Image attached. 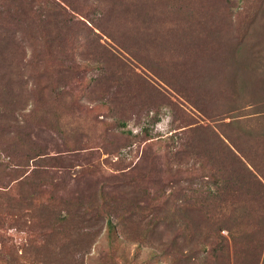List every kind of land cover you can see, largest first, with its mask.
<instances>
[{
    "label": "rangeland",
    "instance_id": "1",
    "mask_svg": "<svg viewBox=\"0 0 264 264\" xmlns=\"http://www.w3.org/2000/svg\"><path fill=\"white\" fill-rule=\"evenodd\" d=\"M263 8L264 0H0V127L5 125L0 128V160L2 164L10 161L3 150L7 146L4 129L22 136L29 149L38 153L32 163L43 173L32 176L31 182L41 184L42 192H35L31 205L51 200L57 223L52 237L46 236L47 216L38 209L36 213L25 208L21 190L15 187L11 196L18 208L15 211L20 212L4 216L0 223L6 245L16 252L15 263L50 258L49 252L36 254L40 248L30 249L40 244L45 248L64 244L71 247V253L73 238L79 235L73 228L77 215L82 205L89 212L95 210L91 207L97 202L98 191L118 195L135 184L149 190L154 200L170 197L177 185L188 193L185 174L173 173V167L165 170L166 137L186 141L189 134L184 132L190 131L189 127L208 125L222 131L226 129L222 123L243 118L237 115L240 109L234 107L233 99L229 101L233 105L230 111L215 112L213 118L208 107L203 113L196 111L190 105L195 95L189 87L194 90L207 84L198 80L203 67L210 64L208 54L219 50V68L223 56L229 55V41L248 27L244 21L253 24L260 20ZM39 28L41 31L36 32ZM42 55L49 59H42ZM187 61L192 64L189 68H195L191 77ZM258 70L261 80H256V86L263 94L264 60ZM224 73L219 71L220 75ZM224 80L220 76L212 81ZM247 95L241 102H253ZM246 108L243 114L249 116L239 123L260 132L263 118L257 119L250 114L251 108ZM116 121L123 122L122 126L115 128ZM143 128L152 138L144 139L140 132ZM117 130L121 135L114 136ZM262 139L255 142L257 147L264 145ZM0 167V184L8 188L11 176L7 171L13 168ZM23 170L16 165L13 173ZM217 180L219 183L204 180L206 183L200 186L203 193L227 184L234 186L225 179ZM248 187V196L264 194L253 183ZM176 194L182 197L180 192ZM68 201H76L73 203L81 207L71 208L75 217L60 224ZM105 218L80 229L90 230L93 242L83 254L81 249H74L68 264H78L79 260L84 264H111L99 260L110 244ZM111 221L115 219L111 217ZM39 224L44 226V234H38ZM181 226L187 225L167 229L159 225L162 240L172 232L182 234ZM220 235L222 252H215V260L201 264H264L263 235L256 256L245 263L238 242L234 243L225 229ZM181 239L177 236L169 252L158 246L150 258L145 256L146 247L139 250L136 243H128L124 237L117 236L112 244L122 247L123 264H181L180 252L189 247ZM7 258L0 251V259Z\"/></svg>",
    "mask_w": 264,
    "mask_h": 264
},
{
    "label": "trees",
    "instance_id": "2",
    "mask_svg": "<svg viewBox=\"0 0 264 264\" xmlns=\"http://www.w3.org/2000/svg\"><path fill=\"white\" fill-rule=\"evenodd\" d=\"M259 19L253 24L243 22L251 30L244 26L243 32L233 38V42L229 41L227 50L229 55L223 56L219 68L217 64L219 56L216 54L219 50H211L208 54L211 56L210 64L203 67V73L198 80L200 84H207H199L200 86H196L194 90L189 87V91L194 93L193 96L195 95L194 104L190 105L196 111L203 113V108L208 107L212 110L210 118H213L215 112L224 114L230 111L233 105L230 106L229 101L233 99L234 107L240 109L238 116L248 117L249 115L243 114L242 110L249 107L251 115L264 120V93H260L261 88L256 86L259 85L256 80H261L260 77L258 78V68L263 65L264 60V8L259 13ZM42 28L36 29V32H40ZM43 40L46 42H43L44 45L47 46V41ZM42 56V59H49L48 55ZM187 64L188 68L192 65L188 61ZM219 71H225V73L220 75ZM193 73L195 74V68H189L190 77L193 76ZM220 76L225 79L223 82L212 81ZM246 94H248L247 100L253 102H241L242 96ZM220 95L223 98H216ZM214 98L216 101L213 100ZM216 105L220 106V109L215 108ZM1 116L0 109V120ZM243 118L222 123L226 127L222 131L208 125L189 127L190 131L184 132V135L189 134L186 141L181 137L176 141L172 140L170 136L166 137L169 142L164 154L166 158L165 170L173 167V173L185 174L189 183L188 193H185L181 186L177 185L170 197L163 195V199H161L162 197L157 199V197L154 200L150 196L149 190L135 184H131L129 190L121 191L118 195H107L103 191H98L97 202L91 207L95 210L89 212L88 207L82 205L80 214L77 215L78 219L73 228L79 235L69 238H73L74 249L77 251L81 249L82 254L84 249H88L93 242L92 234L90 235V230L87 232L80 229L92 226L106 216L104 225L107 226L109 232L110 244L105 251H102L103 257L99 259L104 263L123 264L121 263L124 256L122 247H113L112 244L117 236L124 237V241L128 243H136L139 250L146 247L145 256L147 258L157 253L158 246L166 248V252H169L168 248L175 244L177 236H181L183 244L184 242L189 244L187 250L180 252L181 264H201L207 259L215 260L218 257L215 252H222L220 243L222 229L227 230L230 238L235 239L234 243L238 242V248L245 258L244 263L249 260L248 258H254L261 244L260 237L264 236V194L261 197H251L247 195V189L249 188L248 184L253 183L258 187L259 192L263 191L264 193V145L259 144L257 147L255 144L261 138L264 140V127L260 132L254 131L253 128H244V125L239 123ZM122 124L123 122L116 121L115 128ZM2 127L5 128V125H1L0 128ZM2 131L5 136L4 143L7 145L3 150L8 152L10 161L2 164L0 160V166L13 169L11 172L7 171L11 176V185L6 188L0 184V188H5V190L0 189V223L7 215H16L20 212L19 210L15 211L18 208L11 196L16 187L21 190V199L25 200V208H32L36 210V213L38 209L39 212L47 216L48 232L46 236L52 237L57 224L54 220L53 202L45 200L36 207L31 205L34 204L35 192H42L39 191L41 184L31 182L32 176H39L43 173L39 166L32 163L38 153L29 149L19 134L8 133L5 129ZM140 132L144 139L152 138L148 136L147 129L143 128ZM118 133L121 135V131L118 130L113 135ZM126 133L131 136L129 131ZM2 139L0 134V142ZM16 165H20L24 169L23 172L14 174ZM29 166L32 168L25 174ZM2 170L3 167H0V172ZM217 178L225 179L224 182L234 186L230 187L227 184L220 186L215 192L207 190L203 193L204 191L200 187L206 183L203 181L210 180L213 183H219ZM174 182L176 181L174 180ZM177 192H180L181 198L176 194ZM176 200L178 201L175 202ZM73 202L76 201H68L65 204L64 209L68 218L61 217L60 224L67 223V219L71 221L75 217L72 209L77 210L81 207V204ZM101 210L103 211L101 212ZM88 212L89 214H87ZM111 217L115 219L114 222L111 221ZM159 225L166 229L172 225L187 226H181L183 233L180 235L171 231L173 235H169L163 241ZM44 233V226L39 224L38 234ZM42 245L40 244L39 247L30 246V249L40 248L36 254L49 252L50 258H40L35 262L23 260L15 263L14 248L6 245L4 235L0 234V251L8 255V260L0 259V264H68L70 262V254L74 251L71 249L70 253L71 247L62 244L59 248H45ZM204 246H208V248L204 249ZM78 264L84 263L79 260Z\"/></svg>",
    "mask_w": 264,
    "mask_h": 264
}]
</instances>
